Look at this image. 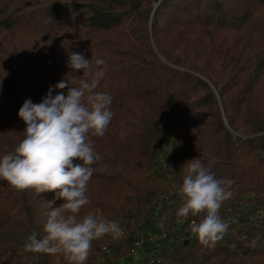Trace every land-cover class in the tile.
Instances as JSON below:
<instances>
[{
	"label": "trees",
	"instance_id": "obj_1",
	"mask_svg": "<svg viewBox=\"0 0 264 264\" xmlns=\"http://www.w3.org/2000/svg\"><path fill=\"white\" fill-rule=\"evenodd\" d=\"M20 31L35 46L15 42ZM71 52L105 61L96 91L114 113L89 134L100 159L78 219L122 230L94 240L84 264H135L139 250L140 264H264V0H0V156L24 136L19 108L65 78ZM191 159L234 181L215 244L189 228L204 214L176 215ZM54 197L0 180V264H70L24 249Z\"/></svg>",
	"mask_w": 264,
	"mask_h": 264
},
{
	"label": "clouds",
	"instance_id": "obj_2",
	"mask_svg": "<svg viewBox=\"0 0 264 264\" xmlns=\"http://www.w3.org/2000/svg\"><path fill=\"white\" fill-rule=\"evenodd\" d=\"M91 59L82 53L71 52L67 67L71 70L39 103L26 99L18 116L26 125L23 138L13 151L0 156V180L14 190H35L37 193L55 192L47 201L43 231L38 238L33 231L24 244L33 253H63L70 264H84L92 242L105 235L118 238L122 230L117 222L99 220L93 215L78 219L83 206L90 203L87 185L100 159L89 139V134L102 137L113 118L112 97L100 86L106 70L103 59ZM76 71L84 78L74 85ZM67 89L63 91L56 90ZM187 171L177 189L183 198L176 215L178 218L203 215L193 220L189 228L203 245L215 244L226 233L229 225L220 215L222 204L231 199V179H219L199 160L186 163ZM63 200L53 207L55 200Z\"/></svg>",
	"mask_w": 264,
	"mask_h": 264
},
{
	"label": "rangeland",
	"instance_id": "obj_3",
	"mask_svg": "<svg viewBox=\"0 0 264 264\" xmlns=\"http://www.w3.org/2000/svg\"><path fill=\"white\" fill-rule=\"evenodd\" d=\"M38 38L34 37L31 33H26L23 31H20L16 34V39L15 42H17L16 40H20V41H30L32 45L35 46V42L37 41ZM46 49H45V45L42 48V51L40 50V53H45ZM97 219L99 220H103L101 219L99 216H96ZM142 258H143V254L142 251H137L136 255H135V264H140L142 262Z\"/></svg>",
	"mask_w": 264,
	"mask_h": 264
}]
</instances>
